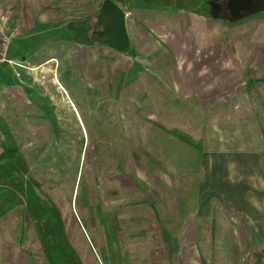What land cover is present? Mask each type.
Listing matches in <instances>:
<instances>
[{
  "label": "rangeland",
  "instance_id": "rangeland-1",
  "mask_svg": "<svg viewBox=\"0 0 264 264\" xmlns=\"http://www.w3.org/2000/svg\"><path fill=\"white\" fill-rule=\"evenodd\" d=\"M102 1H31L24 18L36 27L11 40V63L0 64V125L10 128L32 171L63 204L68 237L84 264H106L101 255L110 248L118 258L114 263L111 256V264H242L246 251L264 248V217L231 208L235 200L221 203L230 192L201 193L212 195L202 215L199 176L180 178V187L162 157L172 147L160 146L167 135L155 124L193 122L183 121L192 114L183 105L184 114L174 112L172 96H157L158 87L167 94L163 50L155 47V33L147 41L139 28L149 16L132 0H118L130 13L131 46L122 53L101 47L85 55L75 41L73 23L97 13ZM257 85L264 99V82ZM116 223L117 242L109 248ZM8 243L17 253L13 264H46L35 254L38 242L25 215L3 222L0 244Z\"/></svg>",
  "mask_w": 264,
  "mask_h": 264
},
{
  "label": "crops",
  "instance_id": "crops-1",
  "mask_svg": "<svg viewBox=\"0 0 264 264\" xmlns=\"http://www.w3.org/2000/svg\"><path fill=\"white\" fill-rule=\"evenodd\" d=\"M3 1L10 5L8 11L17 37L23 35V31L32 32L36 25L29 23L28 17L24 18V15L29 16L27 10L31 9L32 0ZM222 1L132 0L129 3L137 4L141 12L149 16L143 21L144 25L139 26L140 31L147 41L151 40L150 34L155 33V47L158 52L163 50L161 65L165 79L162 83L167 94L158 87L157 96H172L170 103H174V112L184 114L183 105L186 114L192 113L183 121L193 122V125L175 123L174 126L193 132L192 135L203 140L204 151L200 152L166 132L167 136L162 134L160 146L172 147V150L167 148L162 157L171 164L175 181L178 178L183 187L185 182L181 179L196 174L199 195L230 192L228 197L221 198V203L228 205L235 200L237 203H231V208L249 212L254 218L264 217L261 165L264 136L247 92L250 87L264 82V13L234 17L231 22L229 18L233 17L227 11V4H219ZM222 10L224 14L220 16ZM15 12H24L22 19L15 18ZM153 14L156 19L152 18ZM129 15L126 12V19ZM126 30L128 33L127 24ZM82 47L86 55L91 49L107 46ZM81 60L83 62V58ZM149 92L147 86L144 94L150 96ZM157 110L164 113L167 109L158 106ZM254 177H259L260 182L256 183ZM211 196L198 197L205 211L202 215L208 214ZM18 213L16 210L3 218L0 228L8 217L18 216ZM15 251L12 243L0 244V264H13Z\"/></svg>",
  "mask_w": 264,
  "mask_h": 264
},
{
  "label": "trees",
  "instance_id": "trees-1",
  "mask_svg": "<svg viewBox=\"0 0 264 264\" xmlns=\"http://www.w3.org/2000/svg\"><path fill=\"white\" fill-rule=\"evenodd\" d=\"M103 1L99 4L97 13L84 20L95 18ZM231 19L235 20L234 17ZM247 92L255 107L256 118L264 136V99L261 90L258 85H254ZM155 126L197 151H204L201 138L178 127L169 128L160 123H156ZM261 165L264 171V153ZM16 210L32 223L38 242L35 254L43 257L46 264H84L68 237L69 221L63 213V204L44 188V184L32 171L10 128L4 124L0 125V223L3 218ZM106 223L110 229L112 222L106 220ZM112 227L114 228L112 235H109L110 239L106 242L109 248L117 242L115 234L117 229H120L118 223ZM105 230L107 231L106 228ZM114 254L117 252L115 253L111 248L102 252V261L111 264V256L114 259ZM113 261L118 262V258ZM242 264H264V248L254 247L246 251Z\"/></svg>",
  "mask_w": 264,
  "mask_h": 264
},
{
  "label": "water",
  "instance_id": "water-1",
  "mask_svg": "<svg viewBox=\"0 0 264 264\" xmlns=\"http://www.w3.org/2000/svg\"><path fill=\"white\" fill-rule=\"evenodd\" d=\"M227 4V3H226ZM235 4L238 11L235 18L249 17L264 13V0H231L228 5ZM77 29L83 28L84 34L78 39H85L87 46H108L122 53L131 46L126 30V12L113 0H104L92 27L85 20L73 23ZM94 30L91 37L89 30Z\"/></svg>",
  "mask_w": 264,
  "mask_h": 264
},
{
  "label": "built area",
  "instance_id": "built-area-1",
  "mask_svg": "<svg viewBox=\"0 0 264 264\" xmlns=\"http://www.w3.org/2000/svg\"><path fill=\"white\" fill-rule=\"evenodd\" d=\"M17 35V30L11 24L9 11L0 0V64L11 63L7 59V54L11 40L16 38Z\"/></svg>",
  "mask_w": 264,
  "mask_h": 264
},
{
  "label": "flooded vegetation",
  "instance_id": "flooded-vegetation-1",
  "mask_svg": "<svg viewBox=\"0 0 264 264\" xmlns=\"http://www.w3.org/2000/svg\"><path fill=\"white\" fill-rule=\"evenodd\" d=\"M226 8H227V11L229 12V14L231 15V17H235V16H236L238 9H237V7H236L235 4L228 5V6H226ZM95 18H96V17H95ZM95 18H94V20L89 19V20H85V21L90 22V23L92 24V27H93V25H94V23H95ZM78 30H79V34L77 35V40H75V41H77L81 46H85V45H86V44L84 43V42H85V39H81L80 42L78 41V39H79L80 37H82V35L84 34V29H83V28H79ZM93 31H94L93 29H92V30H89V32H88V36H89V37H91V34H92ZM86 46H87V45H86ZM95 46H96V45H95ZM97 46H99V45H97ZM107 47H108V46H107ZM108 48H110V47H108ZM110 49H111V48H110Z\"/></svg>",
  "mask_w": 264,
  "mask_h": 264
}]
</instances>
